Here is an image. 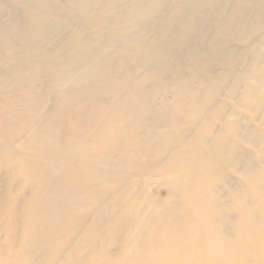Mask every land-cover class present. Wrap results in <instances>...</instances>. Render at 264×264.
<instances>
[{
  "label": "bare ground",
  "instance_id": "1",
  "mask_svg": "<svg viewBox=\"0 0 264 264\" xmlns=\"http://www.w3.org/2000/svg\"><path fill=\"white\" fill-rule=\"evenodd\" d=\"M0 264H264V0H0Z\"/></svg>",
  "mask_w": 264,
  "mask_h": 264
},
{
  "label": "rangeland",
  "instance_id": "2",
  "mask_svg": "<svg viewBox=\"0 0 264 264\" xmlns=\"http://www.w3.org/2000/svg\"><path fill=\"white\" fill-rule=\"evenodd\" d=\"M161 190L163 191V189H162V188H158V189H157V190H155V191H156V193H157V194H159V195H160V194H161V192H162Z\"/></svg>",
  "mask_w": 264,
  "mask_h": 264
}]
</instances>
